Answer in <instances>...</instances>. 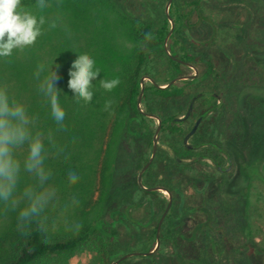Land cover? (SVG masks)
Instances as JSON below:
<instances>
[{
    "label": "trees",
    "instance_id": "trees-1",
    "mask_svg": "<svg viewBox=\"0 0 264 264\" xmlns=\"http://www.w3.org/2000/svg\"><path fill=\"white\" fill-rule=\"evenodd\" d=\"M97 1L101 8L112 14L114 33L111 39L120 36L128 43L120 48L115 42H108L99 49V52L105 49L102 55L98 56V52L95 55L96 59L103 60V64L105 61L116 65L112 77L119 84L110 92L100 90L96 94L97 105L94 104L95 95L90 103L76 102L73 96L59 98L66 113L64 121L57 123L54 120L48 104L44 112L46 125H41L45 132L58 133V127L65 128L63 139L60 134L50 137L65 139L66 157L61 158L64 151L51 150L52 142L47 141V149L59 154L58 159H54V167L49 170L45 167L46 179L60 185L63 193H70L75 198L77 186L83 189L78 192L81 205L73 215L77 225L67 232H52L39 212L27 218L22 217L21 212L17 213L12 224L0 233V264H69L77 254L86 251L93 253L96 264H113L125 254L147 253L154 249L158 223L168 198L161 191L141 188L136 176L130 182L132 190L125 191L117 183L111 163L119 154L115 148L123 140L134 146L138 173L148 162L157 122L137 108L140 79L148 75L158 85H167L178 76L193 74L185 63L198 68L194 79L182 80L166 88H158L146 81L141 101L144 112L160 118L159 141L172 150L169 154L158 147L141 178L143 186H160L172 194V204L160 227L159 248L151 255L132 256L118 264H219L212 256L214 246L220 249L219 254L230 248L225 264H239L236 254H231L241 249H245V262L254 264L252 255L257 251L264 254V249L255 243L251 229H243L246 240L240 247H236L237 242L233 238L221 235L216 239L215 232L220 233L221 230L215 229L216 218L210 207L202 202L194 206L186 202V184L196 186L199 181H210L204 172L192 174V166L208 157L216 167H220L219 161L210 157L205 149L206 145L217 146L212 139L220 107L215 102H204L209 100L208 97L216 99V96L196 89L193 93V85L202 84L214 71L210 52L213 51L211 45L216 40L219 25L206 13L207 0L171 1L168 15L174 28L168 38L167 49L176 59L164 49V40L171 27L165 13L168 0ZM21 2L22 6H28L40 0ZM207 25L212 29L209 38L204 29ZM109 46L113 56L118 54L121 57L119 62L111 61ZM97 83L101 87V82ZM191 105L188 118L180 119ZM193 116L195 121L191 123ZM196 123L198 126L190 136L196 141L186 145L184 139ZM73 139L75 143L80 140L78 151L71 148ZM93 147L95 164L88 165V172L82 173L80 169L84 166L77 165L78 158L86 156ZM261 148L260 145L256 155L261 153L264 156ZM253 169L258 175V167L250 166L251 172ZM261 176L258 178L264 183Z\"/></svg>",
    "mask_w": 264,
    "mask_h": 264
},
{
    "label": "rangeland",
    "instance_id": "rangeland-1",
    "mask_svg": "<svg viewBox=\"0 0 264 264\" xmlns=\"http://www.w3.org/2000/svg\"><path fill=\"white\" fill-rule=\"evenodd\" d=\"M39 3L23 8L38 19H43L41 35L34 45L14 50L11 57L0 58V86L7 89L12 99L24 105L26 127L32 135L38 134L42 138L44 168L49 170L55 166L54 159H58L57 155L66 151L65 139L54 140V136H50L60 134L59 137L63 139L65 128L58 127V133L48 130L45 132L41 128V125H46L44 112L50 104V97L41 87V78L34 74L37 66L43 63L54 69L60 65V79L56 82V87L60 90L59 98L69 97L72 96L67 87L71 63L77 55L86 54L92 57L96 68L101 72L97 80L92 82L95 83L94 104L97 105L96 94L103 90L96 85L97 81L113 79L112 72L116 65L105 61L103 64V60L96 59L95 55L97 52L98 56L102 55L101 52L105 49L100 52L99 49L108 42H115L120 48L128 43L120 36L111 39L114 33L112 14L101 8L97 0H48L44 1L43 8L39 7ZM206 13L219 25L216 40L211 45L213 51L210 52L214 71L202 84L193 85V93L196 89L216 96V99L208 97L209 100L204 102H215L220 107L212 140L221 150L208 145L205 149L210 157L219 161L222 172H217L216 165L208 157L192 166V174L204 172L210 177V181H199L196 186L186 184V202L193 206L202 202L210 207L216 218L215 229L221 230L220 233L215 232L216 239L224 235L235 239L236 247H240L246 240L243 229H251L255 243L264 249V183L258 178V175L264 177V156L261 153L256 155L260 145L264 151V0H207ZM204 29L206 37L209 38L211 27L207 25ZM108 49L110 57L112 56L111 61L119 62L121 57L114 53L113 56L110 46ZM194 68L198 73V68ZM195 69H191L193 74ZM146 81L149 80H145V83ZM194 121L193 116L191 123ZM159 138L160 133L157 137V149L160 147L172 154L170 146L159 141ZM194 139L190 137L187 144L192 145L196 141ZM74 140L71 141V148L78 151L80 140L76 143ZM47 141L52 142L51 150H59V153L48 150ZM94 149H89L86 156L78 158L77 165L84 166L80 169L82 173L88 172V165L95 164ZM115 149L119 150V154L112 159L111 166L116 181L125 191L132 190L130 182L132 183L134 176L136 179L138 176V156L134 146L128 140H123ZM27 152L28 141L14 149V154L22 165ZM66 156L67 152L61 158ZM82 160L85 162L82 163ZM250 166L258 167V175L254 169L253 172L249 170ZM82 190L77 186L74 191L76 198L72 197L70 193H63L60 185L56 186L48 178L41 182L35 173L27 172L22 167L12 197L8 201H0V233L12 224L17 213L30 205L27 195L29 191L47 194V201L39 213L50 231L67 232L77 225L73 215L77 206L81 205L78 192ZM162 193L168 198L167 192ZM104 209L105 206L100 212L103 213ZM229 249L226 248L219 254L220 249L214 246L212 256L215 261L225 264ZM258 252L252 255L253 262L264 264V254ZM234 254L239 264H247L244 260L245 249L232 252L231 255ZM69 264L96 263L93 253L86 251L77 254Z\"/></svg>",
    "mask_w": 264,
    "mask_h": 264
},
{
    "label": "clouds",
    "instance_id": "clouds-1",
    "mask_svg": "<svg viewBox=\"0 0 264 264\" xmlns=\"http://www.w3.org/2000/svg\"><path fill=\"white\" fill-rule=\"evenodd\" d=\"M45 6L40 0L39 7ZM43 19H38L32 12L23 8L21 0H0V58L11 57L13 51L32 46L41 35ZM58 65V64H57ZM60 65L56 68L41 63L34 73L41 78V87L50 97L51 114L57 123L65 119V110L60 103V90L56 87L59 81ZM101 72L96 68L95 60L84 54L77 55L68 70L67 87L76 102L90 103L94 97L93 81ZM101 87L112 91L118 86L116 79H101ZM27 115L22 103L12 99L3 86H0V201H8L16 189L21 168L35 173L41 182L47 177L44 168V142L40 135H32L26 127ZM28 141L27 156L18 160L14 149ZM30 205L22 210L21 216L27 218L38 213L47 201L44 192L29 191Z\"/></svg>",
    "mask_w": 264,
    "mask_h": 264
},
{
    "label": "water",
    "instance_id": "water-1",
    "mask_svg": "<svg viewBox=\"0 0 264 264\" xmlns=\"http://www.w3.org/2000/svg\"><path fill=\"white\" fill-rule=\"evenodd\" d=\"M171 1L172 0H168L167 3H166V6H165V13L167 14L168 18L170 19V24H171V27H170V30L164 40V49L165 51L167 52V54L172 57L173 59H176L174 58L173 56L170 55L168 49H167V41H168V38L169 36L171 35L172 31H173V28H174V24H173V21L172 19L169 17L168 15V9H169V6L171 4ZM187 66H189L191 69H195L194 66L192 64H189V63H185ZM197 75V70L195 69V72L194 74H191V75H183V76H178L174 79H172L167 85H158L151 77L149 76H143L141 77L140 79V92L138 94V97H137V108L138 110L143 113L145 116L149 117V118H153V119H156L157 120V127L155 129V132H154V135H153V148H152V153H151V156L148 160V162L142 167V169L139 171L138 173V176H137V183L139 184V186L141 188H143L144 190H148V191H165L168 193V204H167V207L164 211V213L162 214V217L160 218L159 220V223H158V228H157V234H156V245L154 247V249L150 252H147V253H139V252H132V253H128V254H125L123 256H121L117 261H115L113 264H118L120 263L121 261L129 258V257H132V256H136V255H151L152 253H154L155 251H157V249L159 248V244H160V227H161V224L163 222V219L166 215V213L168 212L171 204H172V194L171 192H169L168 190H166L165 188L163 187H160V186H157V187H152V188H147L145 186H143L142 184V174L143 172L147 169V167L150 165V163L152 162L155 154H156V149H157V137H158V134L160 133V130H161V120L158 116L156 115H153V114H149V113H146L143 111L142 107H141V101H142V97H143V94H144V88H145V80H149L152 84H154L155 86H157L158 88H166L174 83H177L179 81H182V80H188V79H194ZM192 111V105L191 107L189 108V110L187 111L186 115L180 119H186L188 118V116L190 115ZM199 123V122H198ZM198 123H196V125L194 126V128L192 129V131L185 137L184 139V143L186 145H189L187 144V141L189 139V137L191 135H193V133L195 132L197 126H198Z\"/></svg>",
    "mask_w": 264,
    "mask_h": 264
},
{
    "label": "flooded vegetation",
    "instance_id": "flooded-vegetation-1",
    "mask_svg": "<svg viewBox=\"0 0 264 264\" xmlns=\"http://www.w3.org/2000/svg\"><path fill=\"white\" fill-rule=\"evenodd\" d=\"M216 148H218L219 150H221V147L220 146H216ZM228 157V156H227ZM229 158V157H228ZM230 159V158H229ZM217 169H219L220 172H222V167H216Z\"/></svg>",
    "mask_w": 264,
    "mask_h": 264
}]
</instances>
